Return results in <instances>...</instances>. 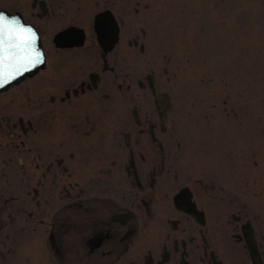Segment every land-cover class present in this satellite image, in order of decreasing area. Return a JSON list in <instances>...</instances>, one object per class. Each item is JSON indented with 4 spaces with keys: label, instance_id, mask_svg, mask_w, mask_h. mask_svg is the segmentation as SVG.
I'll return each instance as SVG.
<instances>
[{
    "label": "flooded vegetation",
    "instance_id": "af4514ba",
    "mask_svg": "<svg viewBox=\"0 0 264 264\" xmlns=\"http://www.w3.org/2000/svg\"><path fill=\"white\" fill-rule=\"evenodd\" d=\"M83 1L0 0V11L34 29L46 58L0 91L15 99L23 86L24 100L17 122L0 113V131L11 133L0 146V264L249 260L242 227L251 221L240 211L214 217L216 197L176 155L174 82L144 59L146 29L127 30L128 8L139 16L141 0ZM104 12L117 26L108 50L94 29Z\"/></svg>",
    "mask_w": 264,
    "mask_h": 264
},
{
    "label": "rangeland",
    "instance_id": "374dc122",
    "mask_svg": "<svg viewBox=\"0 0 264 264\" xmlns=\"http://www.w3.org/2000/svg\"><path fill=\"white\" fill-rule=\"evenodd\" d=\"M130 6L127 30L146 29L144 59L174 82L183 170L216 197L214 217L240 211L264 245V0H141L135 18ZM14 91L15 99H0V113L17 122L23 86ZM10 134L0 131V146ZM1 150L0 191L7 171ZM241 255L234 264H251Z\"/></svg>",
    "mask_w": 264,
    "mask_h": 264
},
{
    "label": "snow or ice",
    "instance_id": "6c2138e0",
    "mask_svg": "<svg viewBox=\"0 0 264 264\" xmlns=\"http://www.w3.org/2000/svg\"><path fill=\"white\" fill-rule=\"evenodd\" d=\"M38 35L16 16L0 13V88L46 62ZM181 189L176 193L179 199Z\"/></svg>",
    "mask_w": 264,
    "mask_h": 264
},
{
    "label": "water",
    "instance_id": "95a60500",
    "mask_svg": "<svg viewBox=\"0 0 264 264\" xmlns=\"http://www.w3.org/2000/svg\"><path fill=\"white\" fill-rule=\"evenodd\" d=\"M0 13H4L5 15H8L5 12H0ZM8 16L11 17V15H8ZM94 29L97 34L98 42L100 46L104 50H108L109 46H112L115 43V40H116L115 36L117 32V26L111 14H109L108 12L98 14L94 21ZM68 32H64V34H60L57 37L58 40L61 36H66L67 35L66 33ZM33 70L30 72H33ZM26 74H31V73L27 72L23 76H20L17 79L11 81L9 84H6L3 88H0V91H5L11 85L17 84L18 82L21 81V79ZM176 202H178V199H176ZM242 236H243V240H244L251 264H262V260H261V257H260V254L257 248L255 234H254L252 227L248 225L243 226Z\"/></svg>",
    "mask_w": 264,
    "mask_h": 264
}]
</instances>
